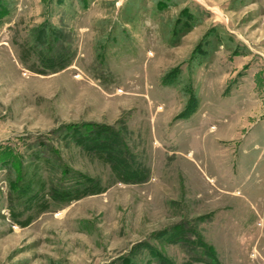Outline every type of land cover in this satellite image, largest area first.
<instances>
[{"label": "rangeland", "instance_id": "obj_1", "mask_svg": "<svg viewBox=\"0 0 264 264\" xmlns=\"http://www.w3.org/2000/svg\"><path fill=\"white\" fill-rule=\"evenodd\" d=\"M0 2V264H264V0ZM43 24L69 67L21 65ZM40 140L91 187L53 211L16 172Z\"/></svg>", "mask_w": 264, "mask_h": 264}, {"label": "trees", "instance_id": "obj_2", "mask_svg": "<svg viewBox=\"0 0 264 264\" xmlns=\"http://www.w3.org/2000/svg\"><path fill=\"white\" fill-rule=\"evenodd\" d=\"M160 8H163V7H160ZM2 16L3 15L0 13V20ZM26 37L29 39L31 44L38 47V49L40 48L38 51L40 52V54H37L38 57L37 56L34 57L35 60L38 61V65H36L30 59V57H28L27 55L28 52H25V49H24L25 44L22 46L21 51L19 52V55H20L19 61L21 65L25 69L30 70L31 72L51 73L60 68L61 69L67 68L72 63L75 57L76 52L74 49H72L69 42L66 43L67 40H65V38L63 37V31L61 29H56L54 27L47 26V24H43L37 27L36 30L32 29V31L28 32ZM54 47H56L55 51L52 50ZM63 56L64 58L62 60ZM57 57L60 58V61L58 62H56ZM61 62L62 64L59 65ZM26 64H31V66H27ZM190 115H191V112L189 113L188 116ZM77 132L79 131L76 130V131H73L72 133H68V141L70 143L71 142L73 143L76 140L75 134H77ZM33 146L36 149L33 154H34V157H36V159L38 160V163L36 164V167L39 168L37 170L38 172L31 175L29 168L25 166H22L19 169L17 170L15 169V170L16 172L19 173V177L23 178L22 179L23 181H31L32 177H33L32 178L33 180H37L39 182V185L37 189L35 190L39 192L38 195L40 197L45 196V198L39 199L37 201L35 194L32 190H30V187L24 186L23 189L28 191L22 194L24 204L31 205V206L42 204V208H44L42 209L43 212L53 211L69 203V201L66 200L67 199L66 195H67V191H69V189H71L73 185L75 184L77 186L79 185V188H76L75 189L76 191L74 190L72 191V194L75 193V195H72V194L68 195V196H71V199H73V197L74 198L78 197L90 191V188H91L90 185L85 184V182H82V177L70 175L67 179L66 175L68 173H65L66 171H64V169L60 168L59 166L55 168L56 165H54L55 163L53 162V159L50 158L51 155L53 156L52 154L53 151L49 149V143L47 142V140H40V143H36ZM10 150L11 149H7V151L2 150L0 153V156L5 159L4 163L8 167L10 174L11 173L15 174V171L9 167L13 166V163L15 162L18 163L20 160L14 157V155H12L11 152L9 153ZM49 158L51 159L50 161H49ZM47 161L51 163L48 165L49 169L54 168L60 171L61 177L59 179H57L56 177H51L49 179L48 177H46V175H44L46 173L43 171V169L47 166ZM15 187L16 185H13L12 189L14 190ZM16 198H20V195L14 193V197L10 196L9 202L11 204H17ZM186 235L188 234L186 233ZM195 245H198V244L196 243ZM201 246L202 245L197 246V247L200 248ZM203 252L202 251L197 252V250H193V252L187 253V254L191 261H194V262L202 261L205 264L206 263L208 264L207 258L208 256H210V254L209 252L208 254H206L207 251L205 250H203ZM158 264H163V263L159 262Z\"/></svg>", "mask_w": 264, "mask_h": 264}, {"label": "crops", "instance_id": "obj_3", "mask_svg": "<svg viewBox=\"0 0 264 264\" xmlns=\"http://www.w3.org/2000/svg\"><path fill=\"white\" fill-rule=\"evenodd\" d=\"M232 37V36H231ZM232 40L234 41V44H237V45H241V44H243V43H241V42H238V43H236L237 41L232 37ZM233 41H231L232 42V44H233ZM239 43H241V44H239ZM245 47H244V46ZM243 45H241L242 47H244V49H245V52L243 53L244 55H242L241 57L242 58H244V59H247L246 60V62H249L250 60H251V57H252V55H253V53H255L253 50H251V49H249L248 47H246V45L245 44H243ZM258 54V53H257ZM259 79V76H258V78L256 79V80H258Z\"/></svg>", "mask_w": 264, "mask_h": 264}, {"label": "built area", "instance_id": "obj_4", "mask_svg": "<svg viewBox=\"0 0 264 264\" xmlns=\"http://www.w3.org/2000/svg\"><path fill=\"white\" fill-rule=\"evenodd\" d=\"M124 1H126V0H118V2H124Z\"/></svg>", "mask_w": 264, "mask_h": 264}]
</instances>
